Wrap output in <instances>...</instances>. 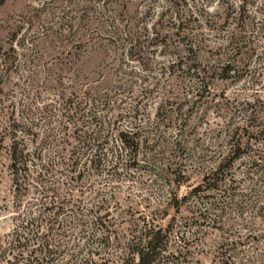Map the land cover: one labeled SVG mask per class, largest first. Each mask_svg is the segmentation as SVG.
<instances>
[{"label": "rangeland", "instance_id": "obj_1", "mask_svg": "<svg viewBox=\"0 0 264 264\" xmlns=\"http://www.w3.org/2000/svg\"><path fill=\"white\" fill-rule=\"evenodd\" d=\"M241 3L178 0L193 13L184 38L165 17L162 33L172 35L150 44L144 27L150 35L166 0H0V244L16 228L34 239L56 211L38 206L34 182L24 193L16 188L9 125L17 123L28 150L41 148L44 165L65 133L69 164L100 120L108 139L102 161L78 163L83 174L70 194L77 172L54 181L61 200L73 198L52 226L49 239L64 251L53 264L67 258L61 233L69 223L73 234L83 231L80 246L97 251L95 264H123L145 228L167 236L156 264H264V0H245L243 12ZM126 22L140 36L136 48ZM233 32L238 54L223 49ZM225 60L229 74L219 70ZM76 86L92 87L79 119L66 105ZM70 116L79 138H71ZM120 131L137 133L136 150L123 148ZM236 141H248L237 158ZM57 163L45 179L60 177ZM31 215L38 221L22 229ZM35 247L31 241L24 257Z\"/></svg>", "mask_w": 264, "mask_h": 264}, {"label": "trees", "instance_id": "obj_2", "mask_svg": "<svg viewBox=\"0 0 264 264\" xmlns=\"http://www.w3.org/2000/svg\"><path fill=\"white\" fill-rule=\"evenodd\" d=\"M168 3H170L164 10L158 13V17L156 21L153 23V30L149 34L148 27H144V31L146 33V37H144L150 44L158 42L164 43L166 38H169V33H165V35L162 33L163 23H165V17L168 18V23L170 26L175 27V32L173 35L181 37V30L182 26L185 24L187 20H190L193 18V13L190 11H181L178 6V0H166ZM242 3L239 6V11L245 10V0H240ZM150 11H148V14ZM240 14V13H239ZM242 15V14H240ZM166 18V19H167ZM126 27L128 28V36L131 38L132 41H135V46L133 48H136V46H139L138 40H140V36H138V33L133 29L132 23L126 22ZM61 31L64 30L61 28ZM161 31V32H160ZM184 38V37H181ZM144 39V40H145ZM239 37L234 32L229 36L227 44L224 46L223 49H228L227 47H230L231 50L234 49L235 54L239 53V47H238ZM191 51V46L187 48V52ZM181 60V59H180ZM175 64H181V61L179 59L173 63ZM233 63L229 60L223 61V64L220 67V72L224 74H229L232 71ZM78 77V75H76ZM92 87H77L75 88L74 93L72 94V98L68 99L69 107H73L75 109V114L79 115L76 116L77 119L82 118V105L89 103V101L92 98L91 95ZM93 101V99H92ZM95 104V101H93V105ZM97 106V105H96ZM95 111V110H94ZM92 119H96L95 113L92 115ZM70 122L73 124L74 132L73 134L75 136L71 138H79L80 131L78 129V124L74 122V117L70 116ZM97 122V121H96ZM99 123H96V126L98 125L99 131H97L96 137L93 138L90 141H87L86 144L88 145L86 150L79 151L74 150L71 151L72 159L69 164H67V161L63 158V150L65 149V143L69 142L70 137H66V134L62 132L61 130V149H55L54 153H52L51 158L48 159L49 163L47 165H44L42 163V157L43 154L41 152V148L36 147L33 151L28 150V145L26 143V140L17 138V132H16V126L17 123L14 121L13 125H9V130L11 132L12 143L9 148V160H10V172L13 177V182L16 185V188L22 191L23 193L28 191L29 188L32 186V183L34 182L35 186L33 185V189L37 193V199L36 202L40 208H42L44 211L49 208L56 209L55 213L52 217L45 220L46 223L49 224V226H46V231L43 233L37 232L36 235L32 237H28L26 234L22 233L20 229L16 228V230L11 235L10 239H7L4 241V243L0 244V255L6 256L7 261L6 264H15L17 262H21L23 264H53V261H56L58 257L62 256L64 254V251L59 250L56 243L52 241V239H49V236L53 234L52 226L57 223V219L60 215V212L63 209V203H69L70 200L68 197L71 195L65 196L62 200L60 199L62 196L58 193V189L55 186L57 178H61L63 175L68 176L70 173L77 172L75 177H70L69 183L67 182V188L65 189L67 194H70L68 192H71L75 188L72 181H77L82 176V170L77 169L78 163L81 164V167L85 163V161L89 160L88 162L91 164H96L102 161L101 157H105V153H103V144L105 142H108V139L106 135H104V125L98 121ZM18 127V126H17ZM65 127H63V130ZM264 128V127H263ZM238 127L235 129L234 133H237ZM246 130V129H245ZM93 134H91L92 137ZM137 133L135 132H126V131H120L118 133V138L120 140V143L122 144L124 149L128 150L130 149V146L132 150H136L138 148V141L136 140ZM129 138L131 140L132 145H130V142L126 139ZM234 138V134L232 136V139ZM248 141L242 142V141H236V143L232 146L231 153L235 155L237 158L239 156V152L245 148V146H248ZM90 158V159H88ZM54 159L58 160L57 165L59 166V176H55V180L49 181L45 179V174H49L48 171H53L54 166ZM84 160V162H81V160ZM134 160V159H133ZM39 162L40 168L38 171L34 169L32 172L30 170V165L33 167L36 165V163ZM131 162L125 161L123 164H125V167L127 166V163ZM134 162V161H133ZM120 163V162H118ZM117 164H113L112 167H115ZM44 170V172H42ZM35 172V175L32 174ZM197 189H194L192 193H195ZM51 194H56L53 198L50 196ZM73 198V195L71 196ZM49 199V201H48ZM58 199V202L56 201ZM56 201V202H55ZM60 201V202H59ZM65 201V202H64ZM57 203V205H55ZM39 215H42L43 212H39ZM30 215V213H29ZM41 217V216H39ZM29 219L26 221H21L22 229L25 225H27L29 222L38 221L34 216L31 215V217H28ZM40 219V218H39ZM100 221V219L96 218L95 221ZM24 222H27L24 225ZM83 224V223H82ZM81 224V226H82ZM60 225V224H59ZM73 227L71 223L67 225L66 230L62 232L61 236L68 240L67 251L66 256L63 261H60V264H95L94 260L92 259L94 255L97 254V251H93L91 249H86L78 243V240L81 239L83 236V231L79 233L78 235L73 234ZM164 231L162 229H144L137 238L136 243L129 245L128 254H131L129 257H127L123 264H156L158 256L161 255L162 252V244H163V237H167L164 235ZM36 242V247L32 251H30L29 255L27 257H24L25 250L28 249L29 244L31 241ZM76 240V242H75ZM71 242V243H69ZM86 251L88 253H86ZM15 252H18V254H15ZM8 256H12L11 258H8ZM87 256V257H85Z\"/></svg>", "mask_w": 264, "mask_h": 264}]
</instances>
